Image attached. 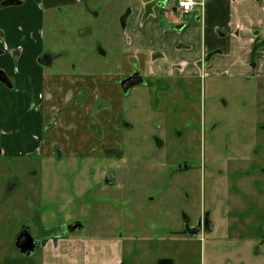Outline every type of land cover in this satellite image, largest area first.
<instances>
[{
  "label": "rangeland",
  "instance_id": "374dc122",
  "mask_svg": "<svg viewBox=\"0 0 264 264\" xmlns=\"http://www.w3.org/2000/svg\"><path fill=\"white\" fill-rule=\"evenodd\" d=\"M90 2L101 15L95 21L81 2L91 30L82 35L83 60L97 66L102 47L113 64V16L125 3ZM122 104L112 132L108 104L96 103L91 126L103 144L84 153L11 156L0 131V188L15 182L11 207L0 205V264L34 255L12 247L20 227L41 238L77 224L84 235L122 240L125 264H264V79L143 84ZM205 214L213 231L183 232L184 215L195 226Z\"/></svg>",
  "mask_w": 264,
  "mask_h": 264
},
{
  "label": "crops",
  "instance_id": "0c3cea01",
  "mask_svg": "<svg viewBox=\"0 0 264 264\" xmlns=\"http://www.w3.org/2000/svg\"><path fill=\"white\" fill-rule=\"evenodd\" d=\"M16 1L0 7V131L11 156H49L57 147L67 155L72 148L84 153L94 142L103 144L91 126L95 105L108 104V125L117 130L124 105L120 84L135 71L152 81L264 79V0H196L188 13L178 0H123L112 22L119 53L112 64L100 47L97 66L86 64L82 51V35L91 33L84 24L89 15L95 21L101 15L89 11L90 0H84L89 15L83 0ZM60 227L20 261L125 264V245L115 235Z\"/></svg>",
  "mask_w": 264,
  "mask_h": 264
},
{
  "label": "flooded vegetation",
  "instance_id": "af4514ba",
  "mask_svg": "<svg viewBox=\"0 0 264 264\" xmlns=\"http://www.w3.org/2000/svg\"><path fill=\"white\" fill-rule=\"evenodd\" d=\"M180 0H178V2H179ZM15 2H17L16 0L14 1V0H3V1H1L0 2V7H3V6H7V5H9V4H14ZM178 2H177V5H178ZM194 2H195V5H194V7H193V9L195 8V7H197L198 5H199V3L197 2V1H195L194 0ZM192 9V10H193ZM182 10V9H181ZM191 10V11H192ZM183 11V10H182ZM184 12V11H183ZM134 74H139L140 76H141V78L143 79V82L140 84V85H145V86H147V85H151V83H152V85H154V84H156V83H161V84H163L164 82H170V81H152V80H149L148 78H146V77H143V75H141V73L140 72H138V71H135V72H133L130 76H128V77H131V76H133ZM128 77H126V78H128ZM126 78H124L122 81H124ZM147 79L149 80V82H151L150 84L149 83H147L146 84V81H147ZM121 81V82H122ZM121 85V84H120ZM140 85H137V86H140ZM136 87V86H135ZM134 88V87H133ZM121 89H122V87H121ZM131 90V89H130ZM122 91H123V89H122ZM123 93H124V91H123ZM128 93H124V95H127ZM2 154V153H1ZM0 154V155H1ZM185 167H188L187 166V164H185ZM181 170H182V167H180L179 166V168H178V171H180L181 172ZM185 170V169H184ZM111 174V173H110ZM107 176H108V174H107ZM108 178V177H107ZM15 183V182H14ZM14 183L13 184H9V186L8 185H5V186H3L2 188H0V205H2V204H7V206L10 204V207H11V199L13 198V194H10L11 193V191L13 192V190H12V188H13V186H14ZM109 185V184H108ZM2 194V195H1ZM4 198V199H3ZM182 228H183V232H185L188 236H190L189 235V231H191V230H193V229H195V228H198V229H200L201 230V232H211V231H213L214 230V228H215V225L214 224H212V222L210 221V219H209V216L207 215V214H205L201 219H199L198 220V222L196 223V225L195 226H191V224H190V220H189V218L187 217V216H183V219H182ZM214 226V227H213ZM63 231H65L66 233L67 232H69L68 231V228H69V226L67 227V226H62V227H60ZM19 230H22L21 232H23V231H30L29 230V228L28 227H26V226H23V227H20V229ZM200 232V233H201ZM199 233V234H200ZM51 234V233H50ZM46 237H45V236ZM49 234H41V238H39V237H36L35 235H34V237H35V239L36 240H38V241H41L42 242V244H43V242H44V240H45V238H47V236H48ZM195 236H197V235H195ZM190 237H193V236H190ZM12 247L14 246V244H15V240H14V242H12ZM13 248H15V246L13 247Z\"/></svg>",
  "mask_w": 264,
  "mask_h": 264
},
{
  "label": "water",
  "instance_id": "95a60500",
  "mask_svg": "<svg viewBox=\"0 0 264 264\" xmlns=\"http://www.w3.org/2000/svg\"><path fill=\"white\" fill-rule=\"evenodd\" d=\"M143 82V79L139 74H134L131 77L126 78L124 81L121 82V87L124 91V93H128L130 89L133 87L140 85ZM1 149H0V154H1ZM108 180L107 184L109 185H114L116 183V179L112 174H108ZM214 227V226H213ZM76 230H83V228L80 225H75L73 227L68 228L69 232H75ZM201 232L200 229L195 228L191 231H189L190 236H195L198 235ZM15 250L25 256H31L35 254L41 247H42V242L36 240L33 235L31 234L30 231H23L18 234V236L15 239Z\"/></svg>",
  "mask_w": 264,
  "mask_h": 264
},
{
  "label": "built area",
  "instance_id": "2783aa9c",
  "mask_svg": "<svg viewBox=\"0 0 264 264\" xmlns=\"http://www.w3.org/2000/svg\"><path fill=\"white\" fill-rule=\"evenodd\" d=\"M195 5L194 0H180L178 2V7L184 12H190Z\"/></svg>",
  "mask_w": 264,
  "mask_h": 264
},
{
  "label": "bare ground",
  "instance_id": "6f19581e",
  "mask_svg": "<svg viewBox=\"0 0 264 264\" xmlns=\"http://www.w3.org/2000/svg\"><path fill=\"white\" fill-rule=\"evenodd\" d=\"M196 1V0H195ZM188 13V12H187Z\"/></svg>",
  "mask_w": 264,
  "mask_h": 264
}]
</instances>
